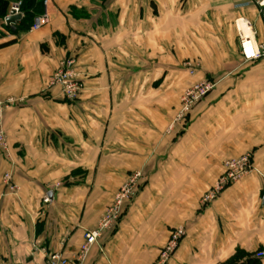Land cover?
Segmentation results:
<instances>
[{
    "label": "crops",
    "instance_id": "obj_1",
    "mask_svg": "<svg viewBox=\"0 0 264 264\" xmlns=\"http://www.w3.org/2000/svg\"><path fill=\"white\" fill-rule=\"evenodd\" d=\"M262 1L50 0L47 25L6 32L0 45L16 43L0 48V102H20L4 114L0 264L73 257L136 172L138 195L86 264H152L180 227L169 264H264V59L243 60L236 27L247 19L264 42ZM66 59L83 87L74 103L47 87ZM205 80L214 91L176 122ZM247 153L252 173L202 207L224 162Z\"/></svg>",
    "mask_w": 264,
    "mask_h": 264
},
{
    "label": "built area",
    "instance_id": "obj_2",
    "mask_svg": "<svg viewBox=\"0 0 264 264\" xmlns=\"http://www.w3.org/2000/svg\"><path fill=\"white\" fill-rule=\"evenodd\" d=\"M49 2L50 0H43L45 11L35 19V23L30 30L31 32L38 31L49 23V15L47 12ZM21 4L22 2L18 0L12 2L7 17L17 15L24 16ZM259 7L264 8V0L259 3ZM4 24L6 25L5 20ZM236 27L243 60L246 63H254L263 60L264 42H256L252 24L247 19L241 18L236 21ZM1 30L3 31V29ZM75 65L76 61L74 59H66L62 61L47 83L49 89L59 87L64 98L71 103L80 99L83 89L80 82V75L75 71ZM186 68L191 75L196 74V65L187 62ZM215 88L216 83L211 80L196 83L188 88L182 95L181 108L176 122L185 124L186 119L193 108L214 91ZM18 102L20 101L15 99H8L5 102H0V148L6 153L9 151V146L8 138L4 129V114L7 108L16 105ZM252 158V154L247 153L239 158L225 161L223 164L224 172L215 182L213 187L204 195L201 201L202 207H207L212 204L226 188L240 182L247 175L252 173L254 170ZM142 180L143 175L139 172L134 173L127 179L114 196L112 204L106 209L97 228L93 231H88L85 234L83 244L73 257H66L61 251L48 252L46 253L47 264H86L92 248L98 244L105 232L115 230L120 225L125 217L128 205L140 191ZM4 182L10 192H16L18 190V187L12 183L11 174H6L4 176ZM44 202L48 204L50 202L49 198L46 197ZM185 235L186 231L183 227L173 230L166 243L167 245H165L160 252L155 264H168ZM256 258L264 259V252H258Z\"/></svg>",
    "mask_w": 264,
    "mask_h": 264
},
{
    "label": "trees",
    "instance_id": "obj_3",
    "mask_svg": "<svg viewBox=\"0 0 264 264\" xmlns=\"http://www.w3.org/2000/svg\"><path fill=\"white\" fill-rule=\"evenodd\" d=\"M15 0H0V39H4L8 34L18 36L27 33L35 23V19L44 13L43 0H21V9L23 11V20L13 27H8L4 24L10 10V5ZM7 32V33H6ZM16 43V39L9 40L0 45V48H5ZM243 255H237L227 262V264H240Z\"/></svg>",
    "mask_w": 264,
    "mask_h": 264
},
{
    "label": "water",
    "instance_id": "obj_4",
    "mask_svg": "<svg viewBox=\"0 0 264 264\" xmlns=\"http://www.w3.org/2000/svg\"><path fill=\"white\" fill-rule=\"evenodd\" d=\"M22 20H23V16L17 15V16L7 17L5 19V22L8 27H13L17 25L18 23H20Z\"/></svg>",
    "mask_w": 264,
    "mask_h": 264
},
{
    "label": "rangeland",
    "instance_id": "obj_5",
    "mask_svg": "<svg viewBox=\"0 0 264 264\" xmlns=\"http://www.w3.org/2000/svg\"><path fill=\"white\" fill-rule=\"evenodd\" d=\"M18 1H21V0H18ZM44 11H45V8H44ZM202 199H203V198H202ZM201 201H202V200H201ZM201 206H202V205H201ZM123 220H124V219H123ZM123 220H122V221H123ZM185 237H186V235L183 237L182 241L184 240ZM182 241H181V243H182ZM167 242H168V240H167ZM167 242H166V243H167ZM166 243L161 247V249L159 250V253H158L157 258L155 259V261H154L152 264H155V262L157 261V259H158V257H159L160 252H161L162 249L165 247V245H167ZM180 245H181V244H180ZM179 248H180V246L178 247V249H179ZM178 249L175 251L173 257L170 259V261L168 262V264H169V263L171 262V260L175 257V255H176Z\"/></svg>",
    "mask_w": 264,
    "mask_h": 264
}]
</instances>
